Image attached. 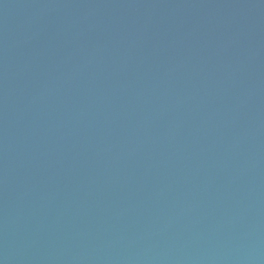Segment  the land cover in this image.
I'll return each instance as SVG.
<instances>
[{"label":"water","instance_id":"1","mask_svg":"<svg viewBox=\"0 0 264 264\" xmlns=\"http://www.w3.org/2000/svg\"><path fill=\"white\" fill-rule=\"evenodd\" d=\"M0 264H264V0H0Z\"/></svg>","mask_w":264,"mask_h":264}]
</instances>
